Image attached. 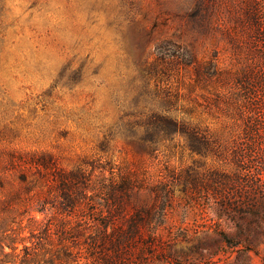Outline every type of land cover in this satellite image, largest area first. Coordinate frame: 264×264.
Returning <instances> with one entry per match:
<instances>
[{
	"label": "rangeland",
	"instance_id": "obj_1",
	"mask_svg": "<svg viewBox=\"0 0 264 264\" xmlns=\"http://www.w3.org/2000/svg\"><path fill=\"white\" fill-rule=\"evenodd\" d=\"M258 4L264 17V0H0V239L35 231L57 264H264ZM150 111L198 125L207 155L148 137ZM84 162L133 183L114 236L104 196L58 210L59 175Z\"/></svg>",
	"mask_w": 264,
	"mask_h": 264
},
{
	"label": "trees",
	"instance_id": "obj_2",
	"mask_svg": "<svg viewBox=\"0 0 264 264\" xmlns=\"http://www.w3.org/2000/svg\"><path fill=\"white\" fill-rule=\"evenodd\" d=\"M261 5L258 4L252 9L250 15V22L253 28L256 31V42L259 45H264V17L259 11ZM262 67H264V47H259L258 57ZM260 76L254 84L258 85L257 89L263 88L264 91V82ZM253 80L249 77H246L244 81V88L249 86L250 90L254 87ZM256 88V87H255ZM149 115L145 119L144 129L146 130V135L157 140L170 139L175 136H181L186 140L187 146L190 151L196 152L202 156L207 154L203 151V147L207 144L205 141L199 142V138H205V134L202 133L199 129V126L194 122L190 121L186 117H179L168 111H150ZM103 151V150H102ZM90 167V169H88ZM117 175L107 176L104 171H101L100 167L93 165V163L84 162L82 165H79L66 173H61L60 177V186H58V210H62L65 213H71L72 215L87 205H99L96 198L101 199L104 196L103 200L105 204L101 205V216L105 220V223H101L104 226L106 233L109 237L114 236L116 232L113 230L109 231V228L112 226L113 220L115 218H122L124 207L126 204L125 191L133 188V183L128 179H121V181L110 182L112 177ZM116 179V178H115ZM130 194L128 195V197ZM164 210V207L162 211ZM112 211L116 215L111 214ZM40 213L43 211L39 210ZM142 212L139 210L134 217L130 218L128 222H131V227H128V232L126 231L125 235H121L118 240H115L113 249H119L121 247L120 240L124 239L125 236L131 234H139V224L137 222H142ZM152 213H150L151 216ZM100 222L98 221V224ZM51 229H43L42 233L47 236ZM35 231H31L29 238H21L14 235H6V237L0 239V249L3 253V260L1 264L9 263H23V264H38L39 261H42L44 264H57V261H60L59 257L56 255H51L50 258H46L45 253L41 252L43 246L38 237L34 234ZM123 236V237H122ZM224 237V240L228 242L227 237ZM30 240L31 246L26 244V241ZM11 249L10 253H4L5 245ZM19 244H22V249H19ZM56 260V261H55ZM68 261H64L67 263ZM62 264V263H59Z\"/></svg>",
	"mask_w": 264,
	"mask_h": 264
}]
</instances>
